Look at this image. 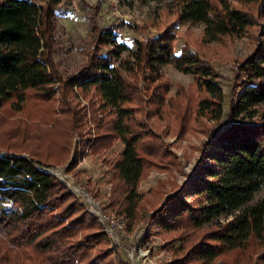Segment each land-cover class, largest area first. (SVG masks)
Instances as JSON below:
<instances>
[{"label":"trees","instance_id":"1","mask_svg":"<svg viewBox=\"0 0 264 264\" xmlns=\"http://www.w3.org/2000/svg\"><path fill=\"white\" fill-rule=\"evenodd\" d=\"M59 3L0 0V124L10 126L0 130V149L6 150L0 153V248L25 251L28 257L21 264H129L119 254L111 256L97 218L66 184L39 165L50 163L48 157L54 163L66 158L71 134L80 131V110L70 102L76 85L82 90L93 87L105 114L97 122L92 152L109 147L114 139L123 144L108 167L112 185L107 206L127 221L128 228L152 211L145 239L153 230H161L171 241H178L169 264L218 260L220 264H264V196L252 203L264 187V37L233 69L227 119L214 138V149L203 155L208 160L199 161L194 176L176 185L172 193L167 194L166 181L158 179L150 193L166 196L158 206L151 200L146 205L138 193L140 179L156 163L167 165L173 154L159 135L135 120L134 112H144L148 104L155 109L167 104L178 117L177 131L186 129L191 116L186 94L166 96L170 81L161 67L169 63L190 73L201 93L195 117L219 120L224 107L221 73L186 43L175 52V34L170 30L134 38L135 48L129 50L117 40L118 24L99 23V2L85 3L89 25L81 49L85 59L63 72L55 58ZM176 3L181 22L202 23L204 41L240 36L246 28H262L264 22V0ZM56 95L59 104L54 106ZM58 109L70 113L67 125L59 128L56 120L44 127L43 132L53 137L35 143L39 150L31 144L29 148L25 131L39 125L27 124V119L49 124ZM20 133L22 138L16 140ZM75 164L74 157L67 169ZM172 164L179 167L174 160ZM220 216L229 218L219 221ZM0 264L14 263L3 256Z\"/></svg>","mask_w":264,"mask_h":264},{"label":"rangeland","instance_id":"2","mask_svg":"<svg viewBox=\"0 0 264 264\" xmlns=\"http://www.w3.org/2000/svg\"><path fill=\"white\" fill-rule=\"evenodd\" d=\"M99 2V23L107 25L114 22L117 25V40L128 45L129 50L135 48L134 38H143L146 35H154L159 31L170 30L174 32L173 49L178 52L183 44H188L198 54L208 58L213 66L221 73L220 83L224 93L223 113L219 120L209 116L195 117L196 102L201 93L196 90L194 79L190 73L182 72L167 63L161 67L163 77L170 81L166 96L181 97L186 94L190 104V119L186 129L177 131L178 117L173 111L163 104L155 109L154 104H148L144 112L136 110L135 120L144 124L145 128L151 129L159 135L172 152L174 161L179 164L175 167L172 160L165 166L157 165L150 167L147 174L138 183V193L142 195L141 203L148 205L151 200L158 206L166 194L161 196L151 194L150 191L157 187L158 179L166 181L165 192H171L176 185H182L190 176H194L196 164L204 158V154L214 149L216 142L214 138L219 134V127L226 120V109L229 91L233 84V69L237 61L254 52L264 37V22L260 26L246 28L240 36L224 35L217 40L204 41L202 39L203 25L200 22H181L178 17L176 0H76V10L73 11L72 0H60L57 10L56 36L58 47L55 58L63 72L73 70L85 57L81 53L84 48V38L88 34L89 25L86 18L85 3L94 4ZM126 54V51L122 55ZM143 88V84L141 85ZM58 95L55 97L54 106L59 104ZM70 102L80 110L82 119L80 131L73 132L70 137V150L66 158H61L54 163V159L48 157L46 166L60 181L67 185L69 191L92 213V205L104 214H114L122 222L120 229H114L111 238H107L106 247L111 251V256L119 254L129 264H169L174 258L173 247L178 241H171V236L161 230H153L151 236L146 240L149 231L148 215L136 225L127 227V221L117 216L108 206V197L112 185V171L108 168L116 155L122 150L123 144L119 139H114L109 147L92 152L90 144L97 134V122H100L105 114L101 108L99 95L93 87L82 90L76 85L70 93ZM3 112L0 110V118ZM69 112L56 110L53 122L44 124L39 120H28L27 124H38V128L29 126L25 131L29 148L39 150L35 146L41 138L42 142L52 138L53 135L43 132V128L53 124L57 120L59 128L68 123ZM1 121V120H0ZM1 123V122H0ZM9 124H0V130H7ZM56 127V126H55ZM54 130V129H53ZM55 131L57 132L56 128ZM1 133V132H0ZM18 135L14 136L16 139ZM16 140L22 138V134ZM0 140L2 135L0 134ZM31 144V146H30ZM42 154H46L41 148ZM6 150L0 149V153ZM22 154L28 155L27 151ZM76 164L67 169L72 158ZM163 162V161H159ZM264 196V187L258 192L253 202ZM88 199L91 203L88 202ZM187 200L194 202V198ZM96 217V216H95ZM227 216H220L219 221H225ZM171 243V244H170ZM7 256L14 264L23 263L28 254L25 251H8L0 248V257ZM48 264V263H42ZM214 264H220L218 260Z\"/></svg>","mask_w":264,"mask_h":264},{"label":"built area","instance_id":"3","mask_svg":"<svg viewBox=\"0 0 264 264\" xmlns=\"http://www.w3.org/2000/svg\"><path fill=\"white\" fill-rule=\"evenodd\" d=\"M76 0H72V10L75 11L76 10ZM220 131H222L224 129V126H220L219 127ZM44 170L49 171L53 174H56L54 171H51L48 167L46 166H41ZM88 202H90V200L88 199ZM92 205V213L95 214L98 222L102 225L104 232L106 233L107 237L110 239L112 234H113V230L114 229H120L122 227V222L121 220L116 217L114 214H104L103 212H101L99 210V208H97V206L93 203H91Z\"/></svg>","mask_w":264,"mask_h":264}]
</instances>
